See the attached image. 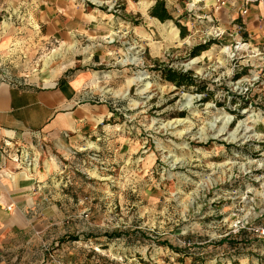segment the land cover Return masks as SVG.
Wrapping results in <instances>:
<instances>
[{"label":"rangeland","instance_id":"obj_1","mask_svg":"<svg viewBox=\"0 0 264 264\" xmlns=\"http://www.w3.org/2000/svg\"><path fill=\"white\" fill-rule=\"evenodd\" d=\"M164 1L188 34L173 21L143 42H114L123 85L107 78L94 99L115 100L120 128L112 148L71 167L82 222L67 224L69 242L51 264H264V239L252 232L264 223V46L222 30L203 0ZM85 47L50 46L51 66L79 69ZM166 68L196 85L176 87Z\"/></svg>","mask_w":264,"mask_h":264},{"label":"crops","instance_id":"obj_2","mask_svg":"<svg viewBox=\"0 0 264 264\" xmlns=\"http://www.w3.org/2000/svg\"><path fill=\"white\" fill-rule=\"evenodd\" d=\"M203 1L222 30H242L264 46V0H229L222 8L216 0ZM114 4L125 6L124 13ZM155 4L0 0V77L13 80L0 79V264H51L69 242L67 224L82 222L85 199L72 184L68 188L67 175L86 152L113 147L118 115L93 99L105 92L99 84L107 78L123 85L125 69L115 57L121 50L114 44L120 34L143 42L173 22L151 17ZM83 44L91 55L79 69L73 62L51 66L50 46L73 53ZM24 63L29 72H17ZM20 150L33 158L30 165L17 162Z\"/></svg>","mask_w":264,"mask_h":264},{"label":"trees","instance_id":"obj_3","mask_svg":"<svg viewBox=\"0 0 264 264\" xmlns=\"http://www.w3.org/2000/svg\"><path fill=\"white\" fill-rule=\"evenodd\" d=\"M150 16L159 19L162 23H165L167 21H174L176 26L179 28L181 32V37L186 38L188 34L187 28L182 24H180L179 21L175 20V18L169 12L166 6V2L164 0H156V4L152 8L150 12ZM208 47L209 44L195 47L191 53L192 57L199 56L201 52L206 50ZM161 72L166 81L174 84L178 88H182V87L189 88L191 86L196 85V80L192 77V73H183L169 68L161 69Z\"/></svg>","mask_w":264,"mask_h":264},{"label":"built area","instance_id":"obj_4","mask_svg":"<svg viewBox=\"0 0 264 264\" xmlns=\"http://www.w3.org/2000/svg\"><path fill=\"white\" fill-rule=\"evenodd\" d=\"M86 2L87 1H91V0H85ZM97 1V0H95ZM254 0H246V4L249 5L253 2ZM229 0H216V3H217V7L218 8H222L223 6H226L228 4ZM244 14L247 13V10H245L243 12ZM218 36H221L223 35L222 32L219 31V33L217 34ZM246 45V44H245ZM10 76H1L0 79L2 81H8V82H13L12 79H9ZM112 101V102H111ZM93 102L95 103H105V104H108L115 112L116 111H120L118 108H117V105L115 103V100H96V99H93ZM16 160L18 163H24V164H29L33 161V158L30 157V154L23 151V150H20L17 154H16ZM246 228V227H245ZM252 232L257 235L258 237L260 238H263L264 239V224L263 225H260L258 227H255L252 229Z\"/></svg>","mask_w":264,"mask_h":264}]
</instances>
